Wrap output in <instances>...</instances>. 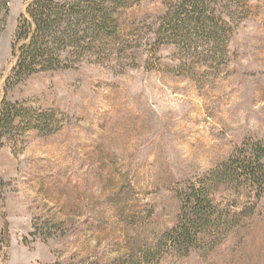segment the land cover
I'll use <instances>...</instances> for the list:
<instances>
[{"label":"rangeland","instance_id":"obj_1","mask_svg":"<svg viewBox=\"0 0 264 264\" xmlns=\"http://www.w3.org/2000/svg\"><path fill=\"white\" fill-rule=\"evenodd\" d=\"M27 5L0 0V101L31 108L54 128L3 140L0 264L141 259L177 226L179 183L226 162L245 139H264V0H250L230 44L237 59L218 80L180 75L165 47L157 59L143 48L124 74L84 66L9 89ZM164 12L159 0H143L122 19L127 31L143 29ZM241 202L239 224L209 253L175 259L164 250L149 264H264V195L251 216Z\"/></svg>","mask_w":264,"mask_h":264},{"label":"trees","instance_id":"obj_2","mask_svg":"<svg viewBox=\"0 0 264 264\" xmlns=\"http://www.w3.org/2000/svg\"><path fill=\"white\" fill-rule=\"evenodd\" d=\"M24 1L28 5L11 46L16 63L6 81L9 89L40 74L84 66L124 74L137 66L143 48L156 58L165 47L172 51L180 75L215 81L228 75L237 59L230 44L250 10V0H159L163 15L140 23L144 31L134 27L127 31L123 15L143 0ZM34 112L5 98L0 101V150L3 140L13 139L17 131L54 128ZM176 193L181 203L177 226L141 259L126 256L111 264H149L150 256H162L164 250L175 259L213 250L239 224L236 208L242 198L248 200L251 216L264 195V139H245L226 162L179 183ZM218 193L233 199L220 201Z\"/></svg>","mask_w":264,"mask_h":264},{"label":"built area","instance_id":"obj_3","mask_svg":"<svg viewBox=\"0 0 264 264\" xmlns=\"http://www.w3.org/2000/svg\"><path fill=\"white\" fill-rule=\"evenodd\" d=\"M7 5H10V3H7Z\"/></svg>","mask_w":264,"mask_h":264},{"label":"crops","instance_id":"obj_4","mask_svg":"<svg viewBox=\"0 0 264 264\" xmlns=\"http://www.w3.org/2000/svg\"><path fill=\"white\" fill-rule=\"evenodd\" d=\"M3 177V176H2Z\"/></svg>","mask_w":264,"mask_h":264}]
</instances>
